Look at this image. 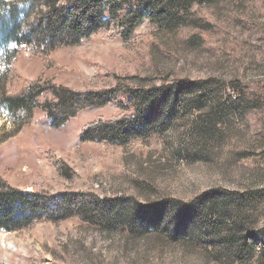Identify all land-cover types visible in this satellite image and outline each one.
Listing matches in <instances>:
<instances>
[{"label": "rangeland", "instance_id": "rangeland-1", "mask_svg": "<svg viewBox=\"0 0 264 264\" xmlns=\"http://www.w3.org/2000/svg\"><path fill=\"white\" fill-rule=\"evenodd\" d=\"M189 11L194 21L209 22L205 30L187 25L163 33L145 17L133 30L117 20L46 53L20 44L8 64L0 51L11 93L33 81L97 90L212 75L240 79L254 97L237 101L238 90L217 85L199 110L187 91L146 136L125 143L81 139L91 121L132 113L133 98L123 90L59 125L37 107L18 128L12 112L0 107V174L10 185L93 192L121 213L104 227L70 216L0 229V264H229V244L218 249L192 240L193 222L174 207L210 188L232 191V210L247 214L236 225L227 222L234 239L247 232L255 249L264 246V196L251 204L237 198L264 187V0L196 1ZM192 30L201 41L189 45ZM216 96L220 105H212Z\"/></svg>", "mask_w": 264, "mask_h": 264}, {"label": "trees", "instance_id": "trees-1", "mask_svg": "<svg viewBox=\"0 0 264 264\" xmlns=\"http://www.w3.org/2000/svg\"><path fill=\"white\" fill-rule=\"evenodd\" d=\"M196 1L211 4L218 0H0V51L3 55L8 53V64L20 44L27 45L32 51L46 53L58 46L78 44L94 30L108 28L117 20L133 30L145 17L163 33H175L179 27L187 25L189 29L203 31L209 22L194 21L195 13L189 11ZM199 31L187 33L186 42L189 45L201 41ZM174 79L159 85L139 83L135 87L114 86L97 90H76L65 85L33 81L18 92L11 93L6 89L8 68L5 67L0 68V107L12 112L18 128L31 119L37 107L46 111L53 124L59 125L79 110L103 104L117 91L123 90L133 98L132 113L120 114L109 120L98 118L91 121L82 130L81 139L95 137L125 143L133 136H146L162 115L171 114V107L187 91L194 94L193 105L199 110L208 103V91H213L217 85H228L238 90L233 94L237 101L253 102L254 99L251 95L253 89L237 78L225 80L211 75ZM215 99L212 105H220L218 97ZM218 108L222 106H214V109ZM149 115H152L151 120H148ZM209 116L215 119L217 115ZM210 123L215 125L211 120ZM231 192L210 188L188 201L178 200L174 207L177 211L186 212L184 219L193 222L189 227L193 230L188 233L192 240L201 244L206 242L218 249L229 244L225 252L229 264H264V246L255 249V241H249L247 232L241 233L239 240H235V229L230 224L226 225L227 222L236 225L247 217L245 211L234 213L232 210L229 198L234 195ZM237 195L240 203H255L264 196V187L241 191ZM240 203L237 206H241ZM120 214L116 204L106 198L101 199L96 193L26 190L10 185L0 174V229L20 230L39 220L59 221L70 216H78L95 226L104 227L108 222L113 224Z\"/></svg>", "mask_w": 264, "mask_h": 264}]
</instances>
